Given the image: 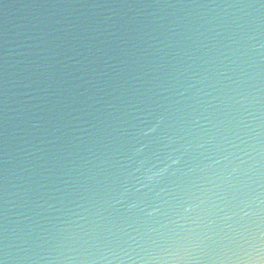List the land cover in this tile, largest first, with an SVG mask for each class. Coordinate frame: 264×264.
<instances>
[{
  "label": "water",
  "instance_id": "1",
  "mask_svg": "<svg viewBox=\"0 0 264 264\" xmlns=\"http://www.w3.org/2000/svg\"><path fill=\"white\" fill-rule=\"evenodd\" d=\"M0 264H264V0H0Z\"/></svg>",
  "mask_w": 264,
  "mask_h": 264
}]
</instances>
